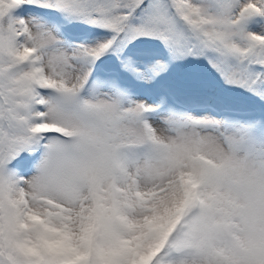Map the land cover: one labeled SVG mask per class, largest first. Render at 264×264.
Returning <instances> with one entry per match:
<instances>
[{"label": "snow or ice", "instance_id": "obj_1", "mask_svg": "<svg viewBox=\"0 0 264 264\" xmlns=\"http://www.w3.org/2000/svg\"><path fill=\"white\" fill-rule=\"evenodd\" d=\"M0 264H264V0H0Z\"/></svg>", "mask_w": 264, "mask_h": 264}, {"label": "trees", "instance_id": "obj_2", "mask_svg": "<svg viewBox=\"0 0 264 264\" xmlns=\"http://www.w3.org/2000/svg\"><path fill=\"white\" fill-rule=\"evenodd\" d=\"M132 53L141 57H145L148 55L147 50L142 48H133ZM139 54H143V56ZM202 72L203 69L196 65H179L172 69L170 78L175 82H183L189 77Z\"/></svg>", "mask_w": 264, "mask_h": 264}]
</instances>
